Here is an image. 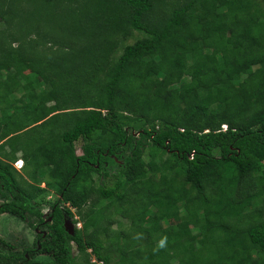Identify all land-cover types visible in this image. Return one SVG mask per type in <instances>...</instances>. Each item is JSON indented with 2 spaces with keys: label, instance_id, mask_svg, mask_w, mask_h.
I'll use <instances>...</instances> for the list:
<instances>
[{
  "label": "trees",
  "instance_id": "obj_1",
  "mask_svg": "<svg viewBox=\"0 0 264 264\" xmlns=\"http://www.w3.org/2000/svg\"><path fill=\"white\" fill-rule=\"evenodd\" d=\"M43 182L46 264H264V0H0V214Z\"/></svg>",
  "mask_w": 264,
  "mask_h": 264
},
{
  "label": "rangeland",
  "instance_id": "obj_2",
  "mask_svg": "<svg viewBox=\"0 0 264 264\" xmlns=\"http://www.w3.org/2000/svg\"><path fill=\"white\" fill-rule=\"evenodd\" d=\"M80 146H81V144H80V142H78L77 146H76L77 153H81V147ZM20 154L21 153L19 152L18 156H21ZM14 166L18 169V167L16 165H14ZM23 167H24V161H23V166L18 169V170H21L22 173L24 172ZM95 178L97 179V175H95ZM41 185L47 188V192L40 197V200H42V203H43V209L46 210L50 207L49 206L50 202H52L55 198L58 197V193H57V189L54 186L46 185L45 182H43ZM113 218H114L113 223L111 225L112 230H116V231L118 230L119 222H121L124 226H128L131 223L129 217L124 218V217L120 216V214H115L113 216ZM170 219L172 221L177 220L178 219L177 214L176 215L173 214L172 216H170ZM74 220L80 221L79 217H78V219L74 218ZM81 224H82V222H81ZM161 227H162V225L160 223V227H159V225H157V226H155V229H160ZM34 235H35L34 231L31 228H29L28 226H26L24 224V222H22L18 218L11 216L7 213L0 215V236H2L3 238L11 240L14 238L16 239L17 238L16 236H19L17 239H20L21 236H25L31 242L33 240ZM74 246L75 245L73 244V247ZM74 251H75V248H74ZM39 259L45 260V259H47V257H45L43 255V256L39 257ZM92 259H96L95 256H92ZM93 262L95 264H100V263H98L99 261H97V260L93 261Z\"/></svg>",
  "mask_w": 264,
  "mask_h": 264
},
{
  "label": "flooded vegetation",
  "instance_id": "obj_3",
  "mask_svg": "<svg viewBox=\"0 0 264 264\" xmlns=\"http://www.w3.org/2000/svg\"><path fill=\"white\" fill-rule=\"evenodd\" d=\"M0 202H2V199H0ZM49 209L50 208H48V209H46V210H44V209H42V213H43V217H44V220L40 223V224H38V226L37 227H32V226H30L29 224H27L25 221H23V220H21V219H19V220H21L22 222H24V224L26 225V226H28L29 228H31L33 231H34V237H33V240L30 242L25 236H21L20 237V239H17L19 236H16L17 238L15 239V240H24L26 243H27V245L29 246V247H33V245L36 243L37 244V248H33V251H34V254H32V256H30L29 255V253H26L25 255H26V258H27V260H29V263L30 264H38V262H40L41 264H46V263H44L47 259H49V255H48V253L47 252H40V248H41V245H40V240H39V238H38V234H42L43 236H45V234H46V229H45V224H46V222L47 221H51V217H47V214L49 213ZM4 213H7V212H4ZM4 213H1L0 215H2V214H4ZM8 214V213H7ZM10 215V214H9ZM12 216V215H11ZM17 218V217H16ZM67 221V220H66ZM66 221H65V225H66ZM68 221L69 222H71V224L73 225V222L70 220V219H68ZM68 224V223H67ZM66 226H69V228H70V225L68 224V225H66ZM73 227H74V225L72 226V229H73ZM2 237V236H1ZM3 238V237H2ZM5 239V238H4ZM14 239H11V240H8V239H5L6 241L8 240V241H15ZM45 256V257H47V259H39V257H41V256ZM34 257V261L32 262V258ZM17 264H25V263H23L22 261H19Z\"/></svg>",
  "mask_w": 264,
  "mask_h": 264
},
{
  "label": "built area",
  "instance_id": "obj_4",
  "mask_svg": "<svg viewBox=\"0 0 264 264\" xmlns=\"http://www.w3.org/2000/svg\"><path fill=\"white\" fill-rule=\"evenodd\" d=\"M225 128H226V125L224 124V125H223V129H225ZM15 165H16L18 168H21L22 165H23L22 160H18V161H16V162H15ZM77 226H78V227L81 226V222H80V221L77 223ZM93 260H95V259H93ZM98 263L102 264L101 261H99Z\"/></svg>",
  "mask_w": 264,
  "mask_h": 264
},
{
  "label": "clouds",
  "instance_id": "obj_5",
  "mask_svg": "<svg viewBox=\"0 0 264 264\" xmlns=\"http://www.w3.org/2000/svg\"><path fill=\"white\" fill-rule=\"evenodd\" d=\"M18 160H22V163H23V159L19 158V159H17L16 161H18ZM16 161H15V162H16ZM15 162H14V165H15ZM22 166H23V165H22ZM18 169H19V168H18ZM78 222H79V221H78ZM78 222H77V223H78ZM77 223H76V227H78V226H77ZM81 225H82V224H81ZM80 227H81V226H80ZM80 227H78V228H80ZM95 260H96V259H95ZM95 260H94V261H95Z\"/></svg>",
  "mask_w": 264,
  "mask_h": 264
},
{
  "label": "water",
  "instance_id": "obj_6",
  "mask_svg": "<svg viewBox=\"0 0 264 264\" xmlns=\"http://www.w3.org/2000/svg\"><path fill=\"white\" fill-rule=\"evenodd\" d=\"M67 223L70 225V228H69V229L72 230V226H73V225L71 224V222H69V221L67 220V221H66V225H67Z\"/></svg>",
  "mask_w": 264,
  "mask_h": 264
}]
</instances>
